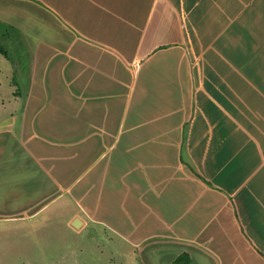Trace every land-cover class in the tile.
<instances>
[{
  "label": "crops",
  "instance_id": "obj_1",
  "mask_svg": "<svg viewBox=\"0 0 264 264\" xmlns=\"http://www.w3.org/2000/svg\"><path fill=\"white\" fill-rule=\"evenodd\" d=\"M0 32L2 261L264 264V0H0Z\"/></svg>",
  "mask_w": 264,
  "mask_h": 264
},
{
  "label": "rangeland",
  "instance_id": "obj_2",
  "mask_svg": "<svg viewBox=\"0 0 264 264\" xmlns=\"http://www.w3.org/2000/svg\"><path fill=\"white\" fill-rule=\"evenodd\" d=\"M15 40H9V39H4L3 37H1V32H0V48L4 51L7 52L10 59H13L15 57L16 54H13L14 49L11 46L12 44H14ZM12 52V53H11ZM1 58V57H0ZM1 60V59H0ZM3 60V59H2ZM60 239L65 240L66 243L71 242L73 243H78V240L80 241V238L75 237L71 234H66L64 236H61ZM59 238H57V240H60ZM61 242V244H62ZM76 245H66L64 246H56L55 248V252H54V256H55V261L54 263H49V264H83L82 262H80V259H77L78 261L76 263H72L71 259L73 258H69L67 257L68 251L71 249V251H78L79 250L78 247H75ZM65 256V257H64ZM7 260L2 261L4 258L0 257V264H33V263H23L20 262V260H18L17 258L11 257V256H7ZM43 264V263H41Z\"/></svg>",
  "mask_w": 264,
  "mask_h": 264
},
{
  "label": "trees",
  "instance_id": "obj_3",
  "mask_svg": "<svg viewBox=\"0 0 264 264\" xmlns=\"http://www.w3.org/2000/svg\"><path fill=\"white\" fill-rule=\"evenodd\" d=\"M0 52L4 53V51L0 48ZM5 56H7L6 54H4Z\"/></svg>",
  "mask_w": 264,
  "mask_h": 264
}]
</instances>
